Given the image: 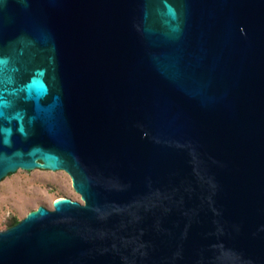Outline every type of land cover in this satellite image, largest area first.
Returning a JSON list of instances; mask_svg holds the SVG:
<instances>
[{"label": "water", "instance_id": "water-1", "mask_svg": "<svg viewBox=\"0 0 264 264\" xmlns=\"http://www.w3.org/2000/svg\"><path fill=\"white\" fill-rule=\"evenodd\" d=\"M80 202L0 264H264V0H0V181Z\"/></svg>", "mask_w": 264, "mask_h": 264}, {"label": "rangeland", "instance_id": "rangeland-1", "mask_svg": "<svg viewBox=\"0 0 264 264\" xmlns=\"http://www.w3.org/2000/svg\"><path fill=\"white\" fill-rule=\"evenodd\" d=\"M61 171L17 170L0 181V232L41 206L51 209L58 199L80 202Z\"/></svg>", "mask_w": 264, "mask_h": 264}, {"label": "bare ground", "instance_id": "bare-ground-1", "mask_svg": "<svg viewBox=\"0 0 264 264\" xmlns=\"http://www.w3.org/2000/svg\"><path fill=\"white\" fill-rule=\"evenodd\" d=\"M58 200H61V199H58ZM57 201V200H56Z\"/></svg>", "mask_w": 264, "mask_h": 264}, {"label": "trees", "instance_id": "trees-1", "mask_svg": "<svg viewBox=\"0 0 264 264\" xmlns=\"http://www.w3.org/2000/svg\"><path fill=\"white\" fill-rule=\"evenodd\" d=\"M16 223H17V222H16ZM16 223H15V224H16ZM15 224H14V225H15Z\"/></svg>", "mask_w": 264, "mask_h": 264}]
</instances>
